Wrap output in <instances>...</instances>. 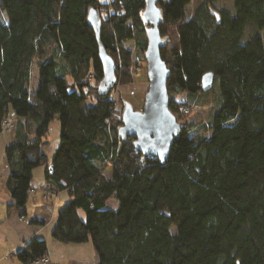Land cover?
Returning <instances> with one entry per match:
<instances>
[{
	"label": "trees",
	"instance_id": "1",
	"mask_svg": "<svg viewBox=\"0 0 264 264\" xmlns=\"http://www.w3.org/2000/svg\"><path fill=\"white\" fill-rule=\"evenodd\" d=\"M190 1L157 3L169 111L182 126L161 164L138 152L133 137L119 138L122 95L113 100L112 90L99 91L101 79L85 81L97 57L89 9L100 14L114 89L119 66L122 84L133 79L126 44L144 57V0H0V135L1 122L12 123L3 152L7 190L22 210L33 171L43 167L46 193L67 196L50 236L62 244L91 240L97 264H264V0H232L231 9L196 0L186 18ZM205 73H213L208 92L200 90ZM66 78L78 94L64 100L67 86L56 81ZM211 102L202 126L193 122L191 109ZM53 121L59 143L48 157ZM112 196L118 207L105 208ZM46 250L45 241L32 240L23 254L30 263Z\"/></svg>",
	"mask_w": 264,
	"mask_h": 264
},
{
	"label": "water",
	"instance_id": "2",
	"mask_svg": "<svg viewBox=\"0 0 264 264\" xmlns=\"http://www.w3.org/2000/svg\"><path fill=\"white\" fill-rule=\"evenodd\" d=\"M159 0H144V11L141 15L144 22L149 24L146 29V50L144 60L147 71L148 87L142 102V108L134 110L131 105L124 103L121 114V126L118 136L134 138V147L144 156H154L162 164L168 158L173 140L181 130L176 118L169 111V97L166 91L170 75L166 63L160 58L159 47L162 44L158 24L161 20ZM213 12V11H212ZM218 20V14L213 12ZM87 24L93 30L97 45V59L101 65L102 77L98 84L100 92L111 90L116 85V66L112 57L106 52L100 42L99 33L101 18L96 8L89 9ZM213 85V73L201 76L200 90L208 92Z\"/></svg>",
	"mask_w": 264,
	"mask_h": 264
},
{
	"label": "crops",
	"instance_id": "3",
	"mask_svg": "<svg viewBox=\"0 0 264 264\" xmlns=\"http://www.w3.org/2000/svg\"><path fill=\"white\" fill-rule=\"evenodd\" d=\"M49 130L48 144L45 147L48 157L59 143V124L51 122ZM10 141L11 132L0 135V264H29L23 250L32 240L45 241L48 264H97L101 255L91 240L92 246L62 244L50 236L56 221V211L67 196L65 192H59L51 198L45 197L46 189L42 187L43 167L33 171L31 189L23 209L18 211L14 208L6 187L9 168L3 156ZM54 203L55 208L52 205ZM89 241L86 242L87 245Z\"/></svg>",
	"mask_w": 264,
	"mask_h": 264
},
{
	"label": "rangeland",
	"instance_id": "4",
	"mask_svg": "<svg viewBox=\"0 0 264 264\" xmlns=\"http://www.w3.org/2000/svg\"><path fill=\"white\" fill-rule=\"evenodd\" d=\"M163 2H166V0H162ZM98 3L100 5H104L108 3V0H98ZM198 2L196 0H191L189 5L185 9V15L186 18L190 17L193 10L197 7ZM218 7H225L227 9H231L232 6V0H218L217 1ZM101 16H105L104 9L101 11ZM248 29V28H247ZM246 29V32H247ZM262 35L264 37V31L262 32ZM126 47L131 50V66H130V72L132 73L131 77L133 78L130 83L122 84L120 81L124 78L123 70L121 67H118V78L119 83L118 86H116L112 90V99H116L117 95L121 94L123 97V100L131 105V107L134 110H139L142 108V102L145 97V92L148 87L147 82V71H146V64L143 57V54L140 52H137L134 50V47L132 43H127ZM118 58V56H117ZM117 64L120 65V59H117ZM102 77V69L101 65L97 59V57L93 58L91 61V70L90 73L86 75L85 81L88 84H94L95 81L98 79H101ZM117 82V81H116ZM39 83V68L37 61H34L30 68V85L31 88L34 90L37 88ZM57 87L67 86L65 87L62 96L64 100H67L69 96L73 95L76 96L78 94V91L75 87L71 86V80L69 78L66 79H58L56 81ZM89 88H85V92L88 93ZM132 90L133 94H130V91ZM173 97L179 101L184 102L186 100L185 96L183 94L181 95H173ZM214 106V102H211L203 107H193L191 110L190 118L193 122L199 124L202 126V122L206 120L209 117V110ZM116 108H121V105H118ZM50 133V130H49ZM48 133V134H49ZM52 134V131H51ZM50 134V135H51ZM3 137L1 136V141ZM104 175L108 178L112 177V167L108 166L104 170ZM55 204H52L55 208ZM57 207V206H56ZM118 207V202L114 196L109 198L105 204V208L110 209H116ZM80 245L84 246H92L91 241H89L88 245L86 243H82Z\"/></svg>",
	"mask_w": 264,
	"mask_h": 264
},
{
	"label": "built area",
	"instance_id": "5",
	"mask_svg": "<svg viewBox=\"0 0 264 264\" xmlns=\"http://www.w3.org/2000/svg\"><path fill=\"white\" fill-rule=\"evenodd\" d=\"M118 86V85H117ZM130 94L132 95L133 92L132 90L130 91ZM185 112H188V110H185ZM1 127H2V130L1 132L2 133H5L9 130H11L12 128V123L8 120V119H5L1 122ZM45 197L49 198L51 197V194H49L48 192L45 194ZM49 263V259L46 257V256H41V257H38L32 261H30L29 264H48Z\"/></svg>",
	"mask_w": 264,
	"mask_h": 264
}]
</instances>
